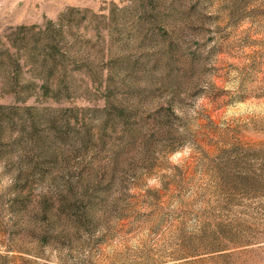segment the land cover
I'll return each instance as SVG.
<instances>
[{"label":"rangeland","instance_id":"374dc122","mask_svg":"<svg viewBox=\"0 0 264 264\" xmlns=\"http://www.w3.org/2000/svg\"><path fill=\"white\" fill-rule=\"evenodd\" d=\"M0 264H264V0H0Z\"/></svg>","mask_w":264,"mask_h":264}]
</instances>
